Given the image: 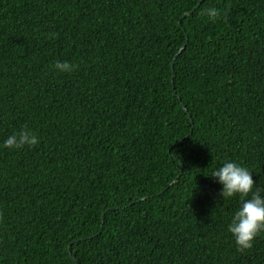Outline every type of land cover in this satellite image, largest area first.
<instances>
[{"label": "trees", "instance_id": "trees-1", "mask_svg": "<svg viewBox=\"0 0 264 264\" xmlns=\"http://www.w3.org/2000/svg\"><path fill=\"white\" fill-rule=\"evenodd\" d=\"M225 162L264 190V0H0V264H264Z\"/></svg>", "mask_w": 264, "mask_h": 264}, {"label": "clouds", "instance_id": "clouds-1", "mask_svg": "<svg viewBox=\"0 0 264 264\" xmlns=\"http://www.w3.org/2000/svg\"><path fill=\"white\" fill-rule=\"evenodd\" d=\"M200 15L215 20L220 17V12L215 8H207L201 10ZM54 67L59 72L71 73L76 65L58 61ZM38 142L37 135L31 129L22 127L8 136L3 146L7 149L19 150L26 146L35 147ZM211 177L223 185L220 193L223 200L236 195L241 198L240 207L234 213L227 230L233 236L239 251L251 249L254 239L264 232V196L261 195L264 190H254L252 174L235 162H225L223 166L212 172Z\"/></svg>", "mask_w": 264, "mask_h": 264}]
</instances>
